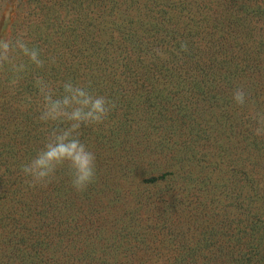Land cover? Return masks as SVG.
<instances>
[{
    "label": "trees",
    "instance_id": "16d2710c",
    "mask_svg": "<svg viewBox=\"0 0 264 264\" xmlns=\"http://www.w3.org/2000/svg\"><path fill=\"white\" fill-rule=\"evenodd\" d=\"M3 36L54 65L0 74V264H264V0H0ZM187 51L181 50V44ZM153 49L164 53L157 56ZM116 104L82 129L97 180L21 173L42 146L33 77ZM248 95L241 108L235 88Z\"/></svg>",
    "mask_w": 264,
    "mask_h": 264
},
{
    "label": "clouds",
    "instance_id": "9594fccd",
    "mask_svg": "<svg viewBox=\"0 0 264 264\" xmlns=\"http://www.w3.org/2000/svg\"><path fill=\"white\" fill-rule=\"evenodd\" d=\"M181 50L187 51L185 43L181 44ZM153 52L164 58L161 50L153 49ZM46 63L54 65L55 57L46 61L42 50L31 46L26 32L0 37V74H5L11 94H15L29 68L43 69ZM33 87L38 97L37 121L45 126L46 135L36 154L21 165L25 183L29 187H47L57 172L64 170L71 187L83 193L97 180V164L95 153L80 138L82 129L103 124L116 104L90 86L71 80L53 82L36 75ZM232 100L243 108L248 95L242 87H237ZM251 119L254 135L264 136V111L253 113Z\"/></svg>",
    "mask_w": 264,
    "mask_h": 264
},
{
    "label": "rangeland",
    "instance_id": "374dc122",
    "mask_svg": "<svg viewBox=\"0 0 264 264\" xmlns=\"http://www.w3.org/2000/svg\"><path fill=\"white\" fill-rule=\"evenodd\" d=\"M14 1H11L7 7V10L4 14V17L0 23V37L2 35V31L5 29L7 26V23L11 20L13 14H14Z\"/></svg>",
    "mask_w": 264,
    "mask_h": 264
}]
</instances>
